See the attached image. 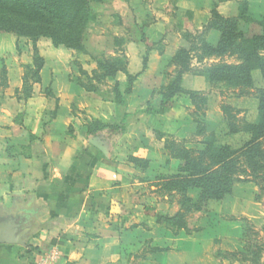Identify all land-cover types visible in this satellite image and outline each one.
I'll return each instance as SVG.
<instances>
[{"label":"crops","instance_id":"crops-1","mask_svg":"<svg viewBox=\"0 0 264 264\" xmlns=\"http://www.w3.org/2000/svg\"><path fill=\"white\" fill-rule=\"evenodd\" d=\"M246 2L249 20H262L264 0ZM107 8L114 16L123 18L131 13L142 22L139 40L126 48L130 41H125L123 46L125 73L118 72L114 80H109L123 89L126 74L135 77L126 105L129 113H135L148 102L156 104V93L169 84V74L174 70L169 67L171 59L179 48L188 47L183 34L195 35L207 26L213 8L223 19L235 18L239 4H216V0H112ZM172 26L179 34L177 39L173 37L175 47L165 37V29ZM220 38V32L210 28L203 42L215 46ZM21 42L27 39L0 35V62L7 77L6 87H0V264H107L116 262L124 251L140 250L147 242L160 250L148 256L154 258V264H219L214 259L207 260L213 242L226 252L243 251V227L234 219L244 218L254 226L263 223L256 201L257 187L249 181L234 184L222 200L209 201L198 231L190 235H173L157 225L153 217L141 214V206H137L141 220L120 233L107 223V215L99 209L98 198L111 206L128 204L131 197L140 204L144 202L138 193L140 186L155 182L157 176L178 174L179 162L169 159L163 141L157 140L155 133L184 142L187 149L203 148L202 139L193 140L198 138L197 124L187 113L194 110L187 94L175 96L162 115L142 113L132 118L117 140L116 145L124 148L116 146L112 150L122 154L109 158L103 144L87 135L85 124L70 108L83 109L91 119L111 124L115 105L69 82L65 66L70 51L53 47L46 38L35 43L43 60L40 81L23 100V67H31L32 59L24 51L17 52V48L22 49ZM49 46L54 58L45 53ZM218 62L215 57L198 61L193 56L190 71L181 78L182 90L207 98L205 93L211 86L203 73ZM225 62L234 64L228 58ZM255 76L264 81L259 71H253V87ZM206 100L199 121L204 134H216L224 127L221 103L208 108ZM6 102L13 106L9 120L3 110ZM49 110L54 114L47 119ZM19 112L24 115L17 121ZM133 159L143 161L145 168L139 169ZM188 195L196 201L198 190L190 189ZM263 229L264 226V237ZM147 261L145 258L139 264Z\"/></svg>","mask_w":264,"mask_h":264},{"label":"trees","instance_id":"trees-1","mask_svg":"<svg viewBox=\"0 0 264 264\" xmlns=\"http://www.w3.org/2000/svg\"><path fill=\"white\" fill-rule=\"evenodd\" d=\"M112 0H0V34H10L16 38H25L32 43L34 56L32 66L26 67L33 80L30 87L25 76L22 79L23 100L29 98L32 85L40 81L39 74L43 68V60L39 56L35 43L40 38L49 39L53 47H62L78 54H87L85 42L87 40L89 26L97 19L93 12V5H106ZM235 1L238 2V15L235 18L223 19L218 16L215 9L211 11V19L207 26L195 35L184 33L183 38L188 44L187 48H179L169 67L174 70L169 74V84L161 87L156 95L159 100L156 104H146V114L162 115L171 107L172 100L179 94H187L194 106L191 117L197 124V136L203 135L201 150L187 149L184 142H178L171 137L155 133V138L163 141L164 148L169 159L179 162L178 174L171 177L157 176L152 184L159 193L173 198L178 203V209L171 215H153L157 225L170 231L173 235L184 232L190 235L198 231L197 221L189 226V217L198 214L200 218L206 211L209 201H220L231 193L236 183L252 182L257 187L256 201L264 194V89L257 94V118L253 123H241L240 112L221 103L220 111L224 118V128L228 134L235 135L246 133L249 138L237 149L227 145H217L216 134H204L203 125L198 116L203 113L206 98L202 94L185 92L180 87L181 78L190 71V62L194 56L198 61L204 58L215 57L219 59L217 64L211 65L203 73L211 88H223L225 91L237 92L238 96H245L253 87L251 74L259 71L264 79V17L260 21H251L247 17L246 0H216V4ZM255 24L259 30L253 34H247L246 28ZM210 28L218 30L221 34L220 41L215 46H209L203 42V36ZM125 42L122 49L114 52L115 56L104 58L97 63L98 70L93 72L90 78L92 85L79 87L86 92L103 96L96 88V82L114 80L118 72L125 73L126 58L124 55ZM225 58L233 59L234 64H226ZM79 73L85 72L79 67ZM135 77L126 74V85L123 89L115 82L112 87L113 100L116 111L126 108L127 98L131 93ZM95 83V84H94ZM7 85L6 68L4 64L0 68V87ZM21 92V93H22ZM127 118L123 116V121ZM87 135L95 137L102 129L109 128L112 133L125 132V128L104 124L93 120L85 124ZM169 139V140H168ZM134 162L145 163L138 159ZM190 189L198 190L196 201H192L188 195ZM241 222H246L242 218ZM264 230V229H263ZM243 232L242 235H244ZM259 241L263 239L255 234ZM243 237V236H242ZM262 247L248 245L241 252L226 253L239 261L246 262L247 257H253L257 264L259 258L264 255V241ZM259 243V242H258ZM160 252L151 248L145 255ZM141 257V260L145 259ZM238 260V259H237Z\"/></svg>","mask_w":264,"mask_h":264},{"label":"rangeland","instance_id":"rangeland-1","mask_svg":"<svg viewBox=\"0 0 264 264\" xmlns=\"http://www.w3.org/2000/svg\"><path fill=\"white\" fill-rule=\"evenodd\" d=\"M112 2V1H111ZM111 2L106 5H93V12L97 14V19L95 22H93L88 29V35L87 40L85 42V49L87 54H78L75 51L69 50L70 54L69 56H66V71H67V77L69 82L72 84L77 85H83V86H90L92 85V82L90 81L91 77L93 76V72L97 71L98 73L102 74L103 71L98 70L97 63L99 61L104 60V58H110L113 56L114 52L120 51L122 49V45L125 41H130V46L133 44V42L139 40L141 31H142V22L136 18L134 14H127V16H124L123 18H120L118 16H114L110 13V9L107 8L110 6ZM185 21H188L185 18ZM186 26L189 24L186 22ZM192 27V26H191ZM176 27L172 26L171 28L165 29V37L169 38L170 41H173L172 46L175 47L177 45V41L174 40L173 37H176V39L179 37L178 31L175 29ZM259 30V27L255 24H250L249 27L246 28L247 34L250 33L253 34ZM174 31V32H173ZM198 30H194L196 32ZM2 35V34H0ZM5 35V34H3ZM10 37H13L9 34ZM22 44L20 48H17V52H26L27 55L32 59L34 56L33 53V47L32 43L27 40V42H21ZM149 45V43H147ZM27 47V48H26ZM132 49V48H131ZM45 53H48V56L51 58H54L55 56L52 54L54 51L50 46L48 49H44ZM142 51V48H141ZM126 54H128V51L126 50ZM233 60V59H232ZM2 62H0V68L2 67ZM79 67L85 72L83 75L79 73ZM256 75H259L258 73ZM23 76H25L28 80V83L24 87H30V83L33 80V78L30 77L29 71L26 70V67H23ZM255 87H252L247 95L245 96H238L237 92H231V91H225L224 89L219 88H211L209 87L205 95L207 96L206 99H208V108H211L217 104L220 103H228L235 107L236 110L240 112L239 118L241 119L240 125H243V123H250L252 120H256V114H257V94L259 90L264 89V81L261 80L259 76L254 77ZM95 84V83H94ZM96 88L101 92L103 96H99L105 101L113 100L114 97L112 95V85L109 83V80L104 82H96ZM34 85H32L33 87ZM223 90V91H220ZM24 93L22 92L20 97L24 98ZM238 96V97H237ZM20 98V99H21ZM19 99V100H20ZM7 103V102H6ZM5 111V115L8 117V120L13 117V106L9 105V103L6 104V107L3 108ZM71 113L75 116H77L83 124H89L92 122V119L89 115L86 114V112L83 109H79L76 107L70 108ZM146 107L141 108L135 113H129L127 108H119V110L114 111V119L113 124L116 125L119 128H125L130 123L132 118L138 117L140 114H144L146 112ZM193 111L187 110V113L191 115ZM54 112L52 110H49L47 114H45V117L47 119L52 118ZM24 115L23 112H19L15 119L18 121L21 120V117ZM126 115L127 118L123 121V116ZM29 116H31L29 114ZM200 116H198L199 118ZM69 129V134H70ZM120 131H117L116 133H112L109 128L102 129L98 132V134L94 138H98V140L103 144L102 147L105 151L108 152V157L113 158L116 155H121L122 152H119V150L112 152L113 148L118 146L119 149H123L124 147H121L117 144V140L121 136L119 134ZM248 134L246 133H238L235 135L228 134V130H225L224 127H221L219 131L216 132L217 141L215 144L217 145H227L231 148L237 149L240 147L246 140ZM203 135H199L198 138H193V140L196 139H202ZM169 140V139H168ZM116 158V157H115ZM134 162V161H133ZM134 164L139 168H143V163L141 162H134ZM245 183V182H241ZM139 194L143 196L144 202H141L140 204L135 203L134 199L131 197L130 202L128 204H110V202H106L104 198H98V202L100 204L99 209L105 212V215H107V223L111 226L113 225V228H115L118 232L121 233L123 230H127L133 227L135 223L139 222L141 220V217L137 215L139 213V210L137 209V206H141V214H144L147 217H153V215L160 214V215H171L178 209V203L173 198L167 197L161 193H159L158 190H156V187L152 183H148L146 185L140 186ZM133 202V203H132ZM211 202V201H210ZM258 206L263 213L262 221L263 223L259 226H254L250 221L246 220V222H241V217H237L236 221L240 223V225L243 227L244 235L242 237L243 242L245 243L246 250L248 245H251L253 247L259 246L262 247V241H264V237L261 234V227L264 226V194H261L258 198ZM136 206V208H135ZM206 212V211H205ZM205 216V213L201 215L200 218L198 217V214H193L189 218V226H193V223L197 221V227L199 228V221L200 219ZM106 221V218L103 219ZM231 221V220H229ZM259 234V237H261L263 240L259 241V238L256 235H253L255 233ZM259 242V243H258ZM151 250V246L147 242L140 250L134 251H124L121 254V257L113 263H107V264H139L140 258L144 257L145 253L143 252H149ZM226 253H234V252H226L224 251L221 246L218 244V242L211 243L210 251L208 254L207 260H216L219 264H255L253 257H247L248 260L246 262L239 261V258H234L232 255H227ZM149 255H145V258L148 259L146 264H154L155 260L151 256V258L148 257ZM238 259V260H237ZM177 260H173V262L176 263ZM257 264H264V255L259 258V261Z\"/></svg>","mask_w":264,"mask_h":264}]
</instances>
